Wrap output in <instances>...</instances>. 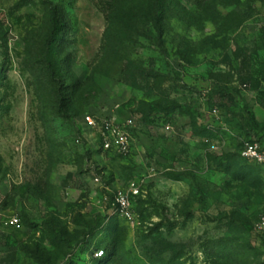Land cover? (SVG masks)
I'll return each mask as SVG.
<instances>
[{
	"label": "rangeland",
	"instance_id": "374dc122",
	"mask_svg": "<svg viewBox=\"0 0 264 264\" xmlns=\"http://www.w3.org/2000/svg\"><path fill=\"white\" fill-rule=\"evenodd\" d=\"M84 114L133 118L131 152ZM259 136L264 0H0V264H264Z\"/></svg>",
	"mask_w": 264,
	"mask_h": 264
},
{
	"label": "built area",
	"instance_id": "2783aa9c",
	"mask_svg": "<svg viewBox=\"0 0 264 264\" xmlns=\"http://www.w3.org/2000/svg\"><path fill=\"white\" fill-rule=\"evenodd\" d=\"M83 122L89 128L97 130L100 147L103 150L115 151L121 155H127L131 152V129L135 123L133 118L119 122L115 116H110L99 122L92 115L84 114ZM239 155L254 163L264 164V149L257 141L243 139ZM94 181L99 182V178L95 177ZM138 193L139 188L135 181L129 184L128 192L117 191L114 196V213L121 218L130 219L133 215L130 194L137 195ZM4 225L14 229L21 228V222L17 216L6 219ZM256 228L257 230H264V213L260 216Z\"/></svg>",
	"mask_w": 264,
	"mask_h": 264
},
{
	"label": "trees",
	"instance_id": "16d2710c",
	"mask_svg": "<svg viewBox=\"0 0 264 264\" xmlns=\"http://www.w3.org/2000/svg\"><path fill=\"white\" fill-rule=\"evenodd\" d=\"M103 11L105 12V9H103ZM48 12H49V17H50V24H51V28L49 31V35L46 39V47L48 48V50H52L53 48V44L56 43L58 36H59V32H60V20H59V10H58V6L57 5H53L50 4L49 8H48ZM59 86V85H57ZM54 92L56 93V95L59 98H62V104H64V95L66 94L64 91H62V89H60L59 87L54 89ZM71 97V96H70ZM70 97H67L66 99H69ZM61 104V105H62ZM62 108L61 113L62 116L64 117H68V113L67 111L64 109V107H59ZM66 111V112H65ZM248 140H254L257 141L261 148L264 149V138L259 136V137H255L254 139H250L248 138ZM242 158V157H241ZM244 159V158H242ZM247 160V159H244ZM249 161V160H247ZM10 228V227H9ZM14 229V228H12ZM18 230V229H15ZM250 242L251 244H255L258 247L264 248V230H257V229H250ZM100 255H102L104 252L102 250L99 251Z\"/></svg>",
	"mask_w": 264,
	"mask_h": 264
}]
</instances>
